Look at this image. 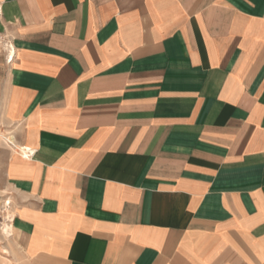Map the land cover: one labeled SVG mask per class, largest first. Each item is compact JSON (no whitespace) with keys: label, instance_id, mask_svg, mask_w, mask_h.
Returning a JSON list of instances; mask_svg holds the SVG:
<instances>
[{"label":"crops","instance_id":"obj_1","mask_svg":"<svg viewBox=\"0 0 264 264\" xmlns=\"http://www.w3.org/2000/svg\"><path fill=\"white\" fill-rule=\"evenodd\" d=\"M0 10L18 264H264V0Z\"/></svg>","mask_w":264,"mask_h":264},{"label":"bare ground","instance_id":"obj_2","mask_svg":"<svg viewBox=\"0 0 264 264\" xmlns=\"http://www.w3.org/2000/svg\"><path fill=\"white\" fill-rule=\"evenodd\" d=\"M4 44V43H3ZM7 44V43H6ZM5 44V45H6ZM10 45V44H9ZM9 47V46H8ZM13 47V46H12ZM5 49V48H4ZM7 49V48H6ZM9 49V48H8ZM14 49V48H13ZM12 50V49H11ZM1 136V138H2V140H3V142H6V145L9 147V148H11V150L13 149L14 151L16 150L17 151V153H18V155L23 159V155H26V152H25V149H22L23 147H21V146H19V145H17L16 144V142H15V138H14V135L12 134V131H8L7 133H6V135H0ZM12 150V151H13ZM34 150V149H33ZM13 151V152H14ZM28 159H30V158H27V160ZM9 215L10 216H8L9 218L11 217V218H13V214L11 213V211H10V213H9ZM15 228V227H14ZM13 228V225H10V224H8V223H6V222H4L3 223V225H2V228L0 229L1 230V237H3L4 238V240H8V241H13L14 239L13 238H15V236H17L18 235V231H16L15 229ZM3 243V242H2ZM13 244V243H12ZM1 254H5V255H7L8 257H10V255H11V253H10V251L6 248V247H2V251L0 252ZM0 258H1V256H0ZM3 258V257H2ZM4 259V261H6V262H11V261H9L8 260V258H3Z\"/></svg>","mask_w":264,"mask_h":264},{"label":"built area","instance_id":"obj_3","mask_svg":"<svg viewBox=\"0 0 264 264\" xmlns=\"http://www.w3.org/2000/svg\"><path fill=\"white\" fill-rule=\"evenodd\" d=\"M1 14V10H0ZM2 39L0 38V46L2 45ZM9 49H12V47H8ZM1 50V47H0ZM15 58V52L9 50V53H7V63L11 64ZM22 149H25L26 155H23V158H33L36 154V151L32 148L23 147ZM12 203L11 201L3 194H0V227L3 225L4 222L13 225V218H9L8 216L11 211Z\"/></svg>","mask_w":264,"mask_h":264},{"label":"rangeland","instance_id":"obj_4","mask_svg":"<svg viewBox=\"0 0 264 264\" xmlns=\"http://www.w3.org/2000/svg\"><path fill=\"white\" fill-rule=\"evenodd\" d=\"M2 130H5L4 131V133H2V135L4 136V135H6V133L8 132V131H10V130H6L5 128H3L2 126H1V121H0V131H2ZM1 133V132H0ZM0 147H1V144H0ZM1 148H3V147H1ZM1 193H3V190H2V188H1V184H0V194ZM2 228V226L0 227V229ZM17 236H15V238H13L14 240L12 241H6V240H4V238L3 237H1V230H0V252L2 251V247L3 246H7V247H9L10 248V250L12 251V255H13V258L11 259V257H8L7 255H5V256H1V257H3V258H8V260L9 261H11V260H13L12 262H10L11 264H18L19 263V261H18V259H17V252H16V245H17V238H16ZM3 242V243H2ZM16 242V243H15ZM13 243V244H12ZM9 262L8 263H5V261H4V259L3 260H1L0 259V264H10Z\"/></svg>","mask_w":264,"mask_h":264}]
</instances>
